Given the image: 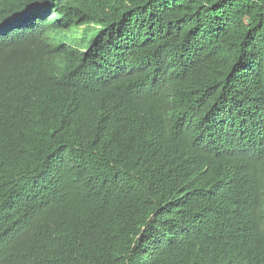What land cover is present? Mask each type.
<instances>
[{"label": "trees", "instance_id": "16d2710c", "mask_svg": "<svg viewBox=\"0 0 264 264\" xmlns=\"http://www.w3.org/2000/svg\"><path fill=\"white\" fill-rule=\"evenodd\" d=\"M0 264H264V0H0Z\"/></svg>", "mask_w": 264, "mask_h": 264}, {"label": "bare ground", "instance_id": "6f19581e", "mask_svg": "<svg viewBox=\"0 0 264 264\" xmlns=\"http://www.w3.org/2000/svg\"><path fill=\"white\" fill-rule=\"evenodd\" d=\"M6 33V32H5ZM46 56V55H45Z\"/></svg>", "mask_w": 264, "mask_h": 264}]
</instances>
